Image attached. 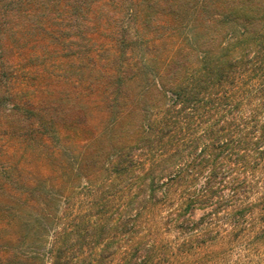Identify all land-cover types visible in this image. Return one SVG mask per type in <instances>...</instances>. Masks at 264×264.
<instances>
[{
	"label": "trees",
	"instance_id": "1",
	"mask_svg": "<svg viewBox=\"0 0 264 264\" xmlns=\"http://www.w3.org/2000/svg\"><path fill=\"white\" fill-rule=\"evenodd\" d=\"M168 9L175 44L124 35L102 129L29 187L5 264H264V0Z\"/></svg>",
	"mask_w": 264,
	"mask_h": 264
},
{
	"label": "rangeland",
	"instance_id": "2",
	"mask_svg": "<svg viewBox=\"0 0 264 264\" xmlns=\"http://www.w3.org/2000/svg\"><path fill=\"white\" fill-rule=\"evenodd\" d=\"M174 1L0 0V264L27 237L37 207L29 187L51 176L59 185L51 162L102 129L105 83L124 35L139 30L150 47L175 44L164 30ZM33 123L53 133L35 138Z\"/></svg>",
	"mask_w": 264,
	"mask_h": 264
}]
</instances>
